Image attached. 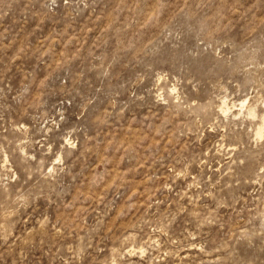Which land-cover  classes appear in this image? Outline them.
I'll list each match as a JSON object with an SVG mask.
<instances>
[{"label":"rangeland","instance_id":"obj_1","mask_svg":"<svg viewBox=\"0 0 264 264\" xmlns=\"http://www.w3.org/2000/svg\"><path fill=\"white\" fill-rule=\"evenodd\" d=\"M0 264H264V0H0Z\"/></svg>","mask_w":264,"mask_h":264}]
</instances>
